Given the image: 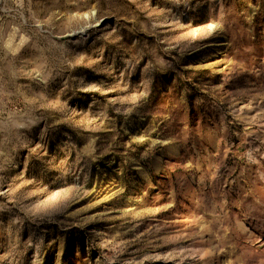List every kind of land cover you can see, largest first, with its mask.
<instances>
[{"label":"rangeland","instance_id":"rangeland-1","mask_svg":"<svg viewBox=\"0 0 264 264\" xmlns=\"http://www.w3.org/2000/svg\"><path fill=\"white\" fill-rule=\"evenodd\" d=\"M0 264H264V0H0Z\"/></svg>","mask_w":264,"mask_h":264}]
</instances>
